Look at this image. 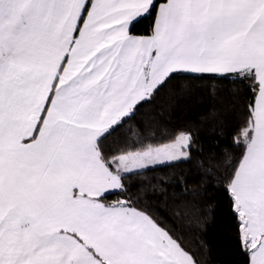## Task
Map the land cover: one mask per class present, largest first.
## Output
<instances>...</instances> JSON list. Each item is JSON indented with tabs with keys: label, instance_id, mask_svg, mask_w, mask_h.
<instances>
[{
	"label": "snow or ice",
	"instance_id": "6c2138e0",
	"mask_svg": "<svg viewBox=\"0 0 264 264\" xmlns=\"http://www.w3.org/2000/svg\"><path fill=\"white\" fill-rule=\"evenodd\" d=\"M186 166L264 264V0H0V264H210Z\"/></svg>",
	"mask_w": 264,
	"mask_h": 264
},
{
	"label": "trees",
	"instance_id": "16d2710c",
	"mask_svg": "<svg viewBox=\"0 0 264 264\" xmlns=\"http://www.w3.org/2000/svg\"><path fill=\"white\" fill-rule=\"evenodd\" d=\"M149 22L144 21L137 25L136 31L139 33H144L148 27ZM203 108L198 101L195 99L182 101L179 105V110L172 114L169 119L170 125H177L187 120L198 121V117L202 112ZM144 113H149L152 111L150 108H145ZM140 118H144L143 116ZM201 134L205 137L204 143L207 142L208 129L201 128ZM229 141L231 137H227ZM223 148L229 147V145H221ZM186 175L188 176L190 189H198V192L190 191L187 196L182 194L183 189L174 188L170 189L169 196L179 198V199H193L201 206L207 204L210 205L207 211L211 213L214 210L215 215L211 218V223L209 225L206 239L208 241V246L210 249V254L205 258L210 262V264H234L239 257L235 253V230H234V220L232 218V213L228 207V202L226 200L223 192L217 189L220 186V179L218 177H213L210 179L209 183L204 186H199L194 181L197 179V170L191 168L190 170L185 167ZM113 199H115L113 197ZM155 204L156 202L153 201ZM161 207L163 205L161 204ZM186 235L188 240L195 246L196 241L193 239L191 232L186 230Z\"/></svg>",
	"mask_w": 264,
	"mask_h": 264
}]
</instances>
